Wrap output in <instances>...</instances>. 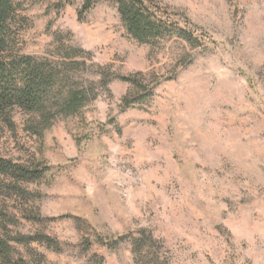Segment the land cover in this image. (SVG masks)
Returning <instances> with one entry per match:
<instances>
[{
  "label": "rangeland",
  "instance_id": "1",
  "mask_svg": "<svg viewBox=\"0 0 264 264\" xmlns=\"http://www.w3.org/2000/svg\"><path fill=\"white\" fill-rule=\"evenodd\" d=\"M18 1L31 23L24 51L48 56L62 34L91 53L74 79L97 96L42 135L31 129L40 117L20 108L13 126L0 120V155L45 169L24 193L0 194L15 260L135 264L130 241H112L146 229L169 264H264V0H157L199 27V45L137 41L111 0L83 21V0ZM106 66L141 73L152 101L122 110L133 87L104 86Z\"/></svg>",
  "mask_w": 264,
  "mask_h": 264
},
{
  "label": "trees",
  "instance_id": "2",
  "mask_svg": "<svg viewBox=\"0 0 264 264\" xmlns=\"http://www.w3.org/2000/svg\"><path fill=\"white\" fill-rule=\"evenodd\" d=\"M99 1L83 0L78 10L79 20L83 21ZM111 1L117 5L129 35L141 43L156 45L168 37H178L191 45L202 42L196 34L199 27L193 26L188 20L183 25L175 21L157 0ZM30 24L22 2L0 0V120L13 126V111L20 108L40 117L33 120L36 122L31 129L42 135V130L50 125L53 118L78 114L97 93L94 86H84L74 79V74L81 69L85 58L91 53L67 43L60 33H57L54 49L49 51L48 56L26 53L24 34ZM108 69V66L100 68L101 83L104 86L119 79L133 87L122 98V110L142 107L152 101L155 96L154 86L147 84L141 73L110 75ZM44 172L45 169L38 166L18 163L0 155V194L11 191L24 193L25 189L19 184L40 180ZM13 239L22 244L37 239L53 241L48 235ZM120 240L130 241L135 264H169L158 250L159 241L146 229L138 234L122 236L112 241V244L116 246ZM12 249L9 239L0 233V259L3 264H25L22 259L21 262L15 260Z\"/></svg>",
  "mask_w": 264,
  "mask_h": 264
}]
</instances>
